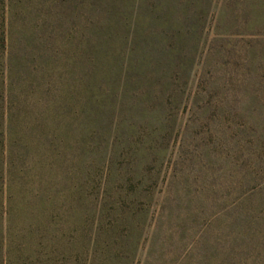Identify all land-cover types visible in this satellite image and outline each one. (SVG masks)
I'll list each match as a JSON object with an SVG mask.
<instances>
[{
  "label": "rangeland",
  "instance_id": "374dc122",
  "mask_svg": "<svg viewBox=\"0 0 264 264\" xmlns=\"http://www.w3.org/2000/svg\"><path fill=\"white\" fill-rule=\"evenodd\" d=\"M3 28L0 264H264V0H0Z\"/></svg>",
  "mask_w": 264,
  "mask_h": 264
},
{
  "label": "trees",
  "instance_id": "16d2710c",
  "mask_svg": "<svg viewBox=\"0 0 264 264\" xmlns=\"http://www.w3.org/2000/svg\"><path fill=\"white\" fill-rule=\"evenodd\" d=\"M0 31H1L0 40L2 44L6 46L7 36H6L5 28L1 29ZM94 46L95 45L93 44V41L92 42L90 41L87 45V49L89 51V56H87V58L90 59L93 63L95 61V57L96 60H98V56H99L98 51L97 49H95ZM49 63H51V61H49ZM2 64L3 63L0 62V168L1 166L7 164V162L10 163L11 166L13 165L16 157V153L18 151V147L19 145L20 146L22 145L18 138L19 135V131H17V129L19 128L18 118L20 117L17 114V110H18V102H19L18 92L20 91L23 82L22 79L23 68L21 61L16 63V60L10 58L8 62V67L10 70H8V75L5 77L3 76V74H1V70H4V65ZM87 72H88V68L86 66V72L83 75V78L86 81H87L86 77L88 76ZM85 80L84 81L82 80V84H84ZM31 82L32 84H35L37 81L36 79L31 77ZM48 85L52 86L51 83H48ZM88 85L89 87L85 89L86 92L85 101L82 100L78 104V107L81 108L80 112L82 113L81 114L82 116L80 115L79 118L81 117L84 118V115L86 114L85 109H86V105L88 104V100L97 101L98 98H100L99 92L96 89H94V87L91 84ZM46 94L49 96L48 93ZM66 96L68 98L66 97L65 100L71 101L70 95L68 96V94H66ZM98 101H100V99ZM7 105H8V109L6 107ZM48 107L51 106L49 105ZM59 109L65 110L67 109V107L63 104ZM51 112L52 110L50 108H47V110L43 113L44 119H43L42 127L44 126V133H46L48 129V125H51L50 124L51 115H55L54 113L52 114ZM92 122H95L96 124V120H92ZM62 128H64V126H62ZM92 129L93 128H91V130ZM44 136L46 138L47 134Z\"/></svg>",
  "mask_w": 264,
  "mask_h": 264
}]
</instances>
